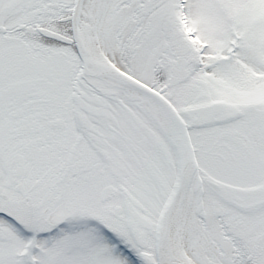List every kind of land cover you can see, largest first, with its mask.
Here are the masks:
<instances>
[{
	"label": "snow or ice",
	"instance_id": "obj_1",
	"mask_svg": "<svg viewBox=\"0 0 264 264\" xmlns=\"http://www.w3.org/2000/svg\"><path fill=\"white\" fill-rule=\"evenodd\" d=\"M0 264H264V0H0Z\"/></svg>",
	"mask_w": 264,
	"mask_h": 264
}]
</instances>
